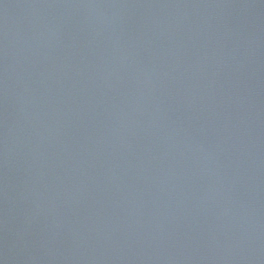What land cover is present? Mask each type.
I'll return each instance as SVG.
<instances>
[{"label": "water", "instance_id": "obj_1", "mask_svg": "<svg viewBox=\"0 0 264 264\" xmlns=\"http://www.w3.org/2000/svg\"><path fill=\"white\" fill-rule=\"evenodd\" d=\"M0 264H264V0H0Z\"/></svg>", "mask_w": 264, "mask_h": 264}]
</instances>
